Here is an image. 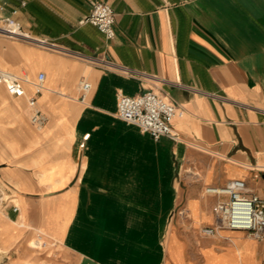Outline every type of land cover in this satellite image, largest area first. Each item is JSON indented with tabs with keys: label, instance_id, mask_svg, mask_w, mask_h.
<instances>
[{
	"label": "crops",
	"instance_id": "1",
	"mask_svg": "<svg viewBox=\"0 0 264 264\" xmlns=\"http://www.w3.org/2000/svg\"><path fill=\"white\" fill-rule=\"evenodd\" d=\"M6 1L1 15L18 8L24 31L53 46L0 43V68L27 78L30 96L46 74L48 117L38 130L28 97L0 85V226L15 223L0 245L32 226L70 264H264V240L248 231H203L226 198L211 188L245 179L264 196V0ZM98 1L116 11L112 40L80 24ZM149 90L180 108L179 140L117 116L119 92Z\"/></svg>",
	"mask_w": 264,
	"mask_h": 264
},
{
	"label": "built area",
	"instance_id": "2",
	"mask_svg": "<svg viewBox=\"0 0 264 264\" xmlns=\"http://www.w3.org/2000/svg\"><path fill=\"white\" fill-rule=\"evenodd\" d=\"M22 2V5H25ZM5 3L0 0V12L5 9ZM18 8L12 11L11 15L0 14V29L7 34L18 36L20 39H27L36 42L40 46L52 47L53 44L46 39H38L26 33L14 15ZM80 24H92L96 26L108 40L116 37V11L107 3L98 1L94 4L91 12L84 17ZM92 62L111 67L112 63L97 58H90ZM46 74L41 72L38 80L34 82L35 95L28 97L31 122L37 128H44L48 117L39 106L37 94L41 93L45 86ZM24 78L0 68V85L7 87L12 96L22 97L26 95ZM92 84L87 79L82 80V101H86ZM181 114L180 108L168 97L149 90L142 94L131 96L119 92L117 101V116L129 123L135 124L143 132L150 133L154 139L159 140L169 137L174 140L180 139L179 132L174 128L175 119ZM89 134L85 136L88 139ZM84 146V143L82 144ZM264 173V166L260 168ZM214 192L226 196L215 206V214L218 224L215 227L204 228L206 234L218 232L221 228L242 229L248 231L257 239L264 240V196L253 194L250 191L245 179H232L226 187L213 189ZM18 207H15L17 210Z\"/></svg>",
	"mask_w": 264,
	"mask_h": 264
},
{
	"label": "rangeland",
	"instance_id": "3",
	"mask_svg": "<svg viewBox=\"0 0 264 264\" xmlns=\"http://www.w3.org/2000/svg\"><path fill=\"white\" fill-rule=\"evenodd\" d=\"M2 2L6 4L7 1L2 0ZM20 41L30 45H38L31 40L9 38L0 33V43L2 45H14ZM5 51H9L6 54L7 58L13 60L18 57L16 53L10 52V48ZM25 73L28 72L25 71ZM7 96L11 101L23 105L27 109V101L25 98L16 99L8 94ZM13 226H15V223L7 219L4 225L0 226L1 233H5L8 237H13ZM26 229L28 230L27 234L16 244L11 246L0 245V264H70L68 253L62 243L49 238L45 233L32 226L31 229L30 226H26Z\"/></svg>",
	"mask_w": 264,
	"mask_h": 264
},
{
	"label": "bare ground",
	"instance_id": "4",
	"mask_svg": "<svg viewBox=\"0 0 264 264\" xmlns=\"http://www.w3.org/2000/svg\"><path fill=\"white\" fill-rule=\"evenodd\" d=\"M0 32L5 33V32L2 31L1 29H0ZM6 34H7V33H6ZM17 37H18V36H17ZM18 38H19V37H18ZM24 79L27 80V78H25V77H24ZM34 88H35V87H34ZM26 96L29 97L30 95L26 92ZM39 129H40V128H39ZM42 129H43V128H42ZM211 191H213V190H211Z\"/></svg>",
	"mask_w": 264,
	"mask_h": 264
}]
</instances>
